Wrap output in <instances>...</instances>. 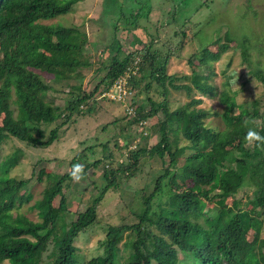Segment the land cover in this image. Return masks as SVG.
Wrapping results in <instances>:
<instances>
[{
  "label": "trees",
  "instance_id": "1",
  "mask_svg": "<svg viewBox=\"0 0 264 264\" xmlns=\"http://www.w3.org/2000/svg\"><path fill=\"white\" fill-rule=\"evenodd\" d=\"M77 1L0 0V147L9 137L32 148L49 146L58 139L60 129L74 114L91 113L101 108L96 99L98 95L135 66L138 73L129 79L134 97L131 96L129 104L124 102L126 123L117 131L123 129L124 132L130 125L157 117L154 125L159 139L148 149L140 147L128 152L126 148L122 154L125 158L123 162L110 152L102 174L107 183L67 225L59 224L68 205L63 194V182L72 179L74 165H82L79 163L81 154L71 160L72 169L57 176L54 186L44 188L41 197L30 206L36 209L38 220L29 219L20 211L32 198L26 188L28 179L9 174L10 168L18 162V150L2 158L0 264L4 261L10 264H39L43 247L53 231L60 233L56 240L58 246L52 260L45 261V264H78L74 244L76 237L98 221V206L105 193L116 185L117 174L125 172L131 175L148 150L161 156L164 153L167 155L163 173L156 178L153 190L143 201V207L133 212L134 221L108 225L103 239L99 241L101 254L90 257L85 264H264V236L260 229H256L252 238H248L242 218L244 213L259 220L264 218V150L249 147L244 140L251 128L245 117L260 115L256 109L259 101H253L252 113L242 111L233 116L235 95L222 91L219 100L225 106L226 121L222 130L204 122L209 111L195 107L201 102L200 98H192L171 109L166 96L167 85L175 89L184 88L188 92L194 88L202 96L210 98L216 92L213 85L207 82L208 73L195 70L190 76L192 88L188 84L175 83L177 77L167 72L172 51L167 49L162 54L160 50L153 49L156 37L141 42L140 47L126 51L119 59L116 55L111 57L105 73L93 89L86 92L82 88L83 75L79 72V68L91 65L84 56L85 41L75 45L67 41L68 36L77 33L78 29L58 22L43 23L70 12ZM131 24L138 27L136 22ZM223 39L224 42L216 40L211 43L218 44V52L206 46L194 53L193 58L207 66L210 61H216L231 42L228 34ZM240 46L244 63L264 88L263 72L255 68V64L250 66L246 41H241ZM192 61L191 58L188 60L189 63ZM41 73L50 74L55 81L69 86L70 97L65 105L54 104L47 98L46 93L51 86L44 81ZM146 78L145 91L148 92L153 84L161 86L157 92L163 98L157 100L147 94V105H136L135 89ZM70 81L76 83L71 84ZM12 105L16 107V114ZM128 107L132 108L130 114L126 110ZM62 115L65 118L46 136L41 124L52 123ZM261 117L260 128L252 129L264 136V114ZM179 134L185 140L181 144ZM115 148L119 150L123 146L115 144ZM82 166L86 172L89 164ZM163 186L168 187L169 194L155 210L151 204L154 196L163 192ZM241 191L246 194L245 199L238 196ZM57 196L59 202L55 205L53 200ZM227 198H231L229 205L224 204ZM211 201L215 202V207L207 212ZM120 243L127 251L122 260ZM260 248L263 249L261 252Z\"/></svg>",
  "mask_w": 264,
  "mask_h": 264
},
{
  "label": "rangeland",
  "instance_id": "2",
  "mask_svg": "<svg viewBox=\"0 0 264 264\" xmlns=\"http://www.w3.org/2000/svg\"><path fill=\"white\" fill-rule=\"evenodd\" d=\"M133 1L135 2L132 3ZM135 13L138 15L130 16ZM55 22L78 29L77 33L67 38L71 44L85 41L84 56L91 65L79 68V72L83 75L82 88L86 92L92 90L100 80L111 57L116 55L119 59L126 51L140 47L141 42L156 37L153 49L160 50L162 54L167 49L172 51L167 72L177 77L175 83L188 84L192 88L190 76L195 70L202 74L208 73L207 82L213 85L216 92V95L210 98L202 96L194 88L188 92L184 88L175 89L167 85L166 96L171 109L185 104L192 98H200L201 102L195 104V107L209 111L204 122L207 126L222 130L226 126L225 106L219 100V94L225 90L235 95L236 106L231 112L233 116H238L242 111L252 113L253 101H259L256 109L260 115L254 118L246 116L245 119L251 128H260L263 121L261 116L264 114V88L262 82L251 75L249 67L244 63L240 42L245 40L249 48L250 66L255 64V68L264 74V0H78L70 12L43 21V23ZM128 22H136L138 27ZM167 22L168 24L164 26ZM225 34L231 38L229 47L216 61H210L209 67L193 58L194 53L206 46L211 51L218 52V44L211 43L216 40L218 43L224 42ZM73 52L76 53L75 50ZM190 58L193 60L192 63L188 62ZM41 75L51 86L46 93L47 98L54 104L65 105L70 97L69 86L65 85V82L55 81L50 74L41 73ZM147 80L146 78L135 89V92L137 90L134 98L136 105L146 106L147 94L153 99L163 98L157 92L161 90V86L153 84L148 92L145 91L143 86ZM70 83L76 82L70 81ZM96 99L101 108L91 113L74 114L60 129L58 139L49 146L28 147L25 142H20L14 137L7 138L1 144L0 160L18 150V162L10 168L9 174L28 179L26 188L32 198L20 208V211L29 219L38 220L36 209L30 206L41 197L44 188L54 186L57 176L72 169L70 162L77 154H81L79 163L89 164V167L84 172V178L79 182L73 179H66L63 182V194L67 198L68 205L65 216L59 224L67 225L75 219L77 213L84 210L107 183L102 174L110 152H113L114 158L117 157V160L123 162L125 158L122 154L127 146L135 143L134 149L140 147L148 149L159 139L154 125L157 117L147 119L143 129L147 132L145 135L140 131L139 124L126 127L124 132L123 129L117 131L126 123L124 116L126 105L104 98ZM129 99L126 104H129ZM11 107L16 114L15 105ZM63 115L52 123L41 124L46 136L65 118ZM178 138L180 144L185 141L181 134ZM115 144L118 147L122 145L123 148L118 150ZM167 161L165 153L161 156L157 152L148 150L131 175H126L125 172L117 174L116 185L105 193L98 206V221L75 239L78 264H85L90 257L101 254L99 241L103 239L108 225L134 221L133 212L143 207V201L153 190L155 180L163 173ZM162 191L159 196L155 195L153 198L151 205L155 210L158 209V204L166 201L169 194L167 186H163ZM238 196L242 199L246 198V194L242 191ZM58 202L59 196L53 200L55 205ZM230 203L231 198H227L224 202L228 205ZM214 207L215 202H209L207 212ZM242 218L248 238H252L256 229H260L261 235L264 236V218L259 220L256 216L247 213L242 214ZM54 232H51L41 255L39 254V264L50 262L55 255L58 246L56 240L60 233ZM119 248L122 260L127 251L124 250L122 243L119 244ZM262 250L260 248L259 252ZM1 264L10 263L4 261Z\"/></svg>",
  "mask_w": 264,
  "mask_h": 264
},
{
  "label": "built area",
  "instance_id": "3",
  "mask_svg": "<svg viewBox=\"0 0 264 264\" xmlns=\"http://www.w3.org/2000/svg\"><path fill=\"white\" fill-rule=\"evenodd\" d=\"M131 70V71H130ZM138 73V67L135 66L133 69L129 68L124 72L123 75L119 76L114 83L106 90H103L100 95H98V98H104L112 101H118V102H126L128 97L131 98L133 95V90H131V86L129 84V79L132 75H137ZM127 112L130 114L132 113V108L128 107L126 108ZM147 120H142L139 125L141 126L140 131L142 134H147L146 131H144V126L146 125ZM134 147H136V144L133 143L131 146H127L126 151L129 152V150H134ZM127 152V154H128ZM126 154V155H127Z\"/></svg>",
  "mask_w": 264,
  "mask_h": 264
},
{
  "label": "clouds",
  "instance_id": "4",
  "mask_svg": "<svg viewBox=\"0 0 264 264\" xmlns=\"http://www.w3.org/2000/svg\"><path fill=\"white\" fill-rule=\"evenodd\" d=\"M244 140L247 146L264 150V136L256 130L249 128ZM71 177L75 182L82 180L84 178L83 166L79 164L74 165Z\"/></svg>",
  "mask_w": 264,
  "mask_h": 264
}]
</instances>
